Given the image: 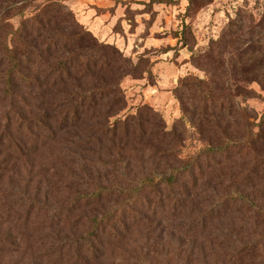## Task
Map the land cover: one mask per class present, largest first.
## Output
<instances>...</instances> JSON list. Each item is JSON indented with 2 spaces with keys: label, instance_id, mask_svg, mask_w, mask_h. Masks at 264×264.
Returning a JSON list of instances; mask_svg holds the SVG:
<instances>
[{
  "label": "rangeland",
  "instance_id": "1",
  "mask_svg": "<svg viewBox=\"0 0 264 264\" xmlns=\"http://www.w3.org/2000/svg\"><path fill=\"white\" fill-rule=\"evenodd\" d=\"M192 1L188 9V0H0V53L7 39L20 41L31 56L24 69L34 83L17 91L33 97L32 104H55L51 122L69 93L85 106L90 96L97 102L77 123L59 129L58 141L23 155L0 144V264H57L48 257L51 250L84 235L92 214L119 212L143 177L158 178L168 165L225 136L246 140L237 127L238 88L260 94L247 102L260 116L264 87L243 82L226 67L236 45L224 47V37L244 38L249 23L264 37V0ZM48 4L43 27L27 22L18 38L22 19ZM182 20L194 35L186 47L174 37ZM232 21L238 22L235 34L228 31ZM50 38L54 44L45 45ZM64 59L69 69L60 82L55 77ZM5 67L0 65V103ZM48 82L56 86L45 87ZM228 87L233 111L218 104L203 110L210 103L203 105L206 94ZM106 125L112 131L101 129ZM234 154L222 163L232 172L224 179L204 167L202 180L182 181V205L174 211L155 209L159 194L146 189L142 203L117 219L118 233L104 238L90 264H264V177L251 172L256 161L264 165V145L242 146ZM70 206L79 228L72 229V222L48 227L54 211Z\"/></svg>",
  "mask_w": 264,
  "mask_h": 264
},
{
  "label": "trees",
  "instance_id": "2",
  "mask_svg": "<svg viewBox=\"0 0 264 264\" xmlns=\"http://www.w3.org/2000/svg\"><path fill=\"white\" fill-rule=\"evenodd\" d=\"M120 0H116L119 2ZM176 0H151V2H162V3H174ZM188 9L193 6V1L188 0ZM51 4V2H50ZM48 7V8H47ZM46 8V10H45ZM51 5H45L43 8L37 7L38 11L31 16H27L22 19V26H19V35L25 33L23 27L25 23L32 22L34 27L37 29L43 27V21L48 16V10ZM53 8V7H52ZM40 11V13H39ZM22 14L24 10L22 9ZM69 15L72 18V13L69 11ZM75 23L74 19L72 20ZM237 23L232 21L230 24L229 34H235L233 28L237 27ZM244 25V24H243ZM78 26V25H77ZM252 23L246 25L247 33L244 38H234L225 39L224 37V47L236 45L230 56L226 61V67H230V71L234 74H238V79L246 83H258L261 87H264V37L260 32H254L252 30ZM241 30V28H239ZM174 37L177 38V42L183 47L190 45L194 41V35L192 32V27L190 23L186 20H182L179 28L174 31ZM239 39V40H238ZM26 44V43H25ZM54 44L52 38L45 45L51 46ZM14 45V46H13ZM20 41L15 44H11L6 39L5 45L2 47L3 51L0 53V65L7 63V67L1 71V75L4 78L5 97L2 100L0 108L3 111V116L0 118V144L6 148L7 151L18 152L23 155L26 149L35 148L38 145H44L49 142L58 141V131L62 128H67L74 123H77L81 118L82 113L85 110L91 109V107L97 105L92 96L88 101L87 106L82 101L75 99L71 93H69V100L63 102L64 109L59 111V116L57 120L51 122L49 115L52 114L55 104L49 103L45 108L43 106H38L32 104L31 99L33 97L28 96L25 92L17 91L19 87L28 85L27 87H32V76L31 72L26 73L24 69V63L30 61V55L28 54L27 47L22 48ZM218 48L222 45L217 43ZM233 47V46H232ZM40 56V54L38 55ZM223 63V68L224 62ZM59 64V75L55 77V80L63 81V75L68 74V60L64 59L58 62ZM49 68H52L48 65ZM56 68H53V70ZM61 69V71H60ZM28 70V69H26ZM227 70V69H226ZM37 80V78H36ZM20 83V84H19ZM42 85V84H41ZM44 86V85H43ZM55 87V82H48L45 87ZM47 87V88H48ZM233 89L221 88L218 95L210 92L206 94L204 98V104L207 100H210L208 105L203 107V110L207 109L209 105L215 107L219 105L220 107H226L229 110L234 109L233 96L231 95ZM239 97L241 98V103L239 106V111H241L240 117L237 122V127L241 129L244 133L246 140L237 139L234 136H225L223 142L202 146L196 148L192 152L190 158L185 160H177L176 164L168 165L158 178L156 176H145L144 179L139 182V185L133 187L134 193L130 196V201L121 204V209L116 213H104V214H92L90 220H88L86 226V233L84 235H77L73 238L64 239L61 244L49 252H51L48 257H54L55 262L58 263H68L72 261L74 264H90L92 259L98 258L97 256L104 249V238H114L118 233L116 222L117 219L124 216L125 210L129 207H135L137 203H142L143 198H145L146 189L155 190L157 195L154 200V208H162V210L168 209L169 211H174L176 208L180 207L178 190H184L185 182H196L198 179H203L205 176L204 167L211 169L213 177L224 179L227 173L230 172L229 166H222V163L229 164L231 159L236 155L235 152H239L241 147H246V149H252L256 143H261L264 145V114L258 116L254 111L247 107V102L253 98L261 97L259 93L255 90L250 89H240L238 88ZM202 92L196 94L200 99L202 97ZM73 97V98H72ZM86 108V109H85ZM30 116V118H28ZM50 120V121H49ZM34 124V125H33ZM215 126H219L218 122L214 121ZM36 126L42 127L35 130ZM113 125H106L101 127L106 133ZM114 134V132H113ZM177 158H175L176 160ZM257 159V158H256ZM223 160V162H220ZM227 167V168H226ZM255 169H252L254 177H257L256 173L263 174L264 177V165L256 161ZM225 169V170H224ZM225 172V173H223ZM233 175H235L233 173ZM158 179V180H156ZM26 204L33 205V202H29L26 199ZM11 206H8V211H11ZM31 211V210H30ZM29 213V212H28ZM132 213L128 214L129 216ZM73 211H71V206L61 208L53 212L51 222L48 227H56L62 222V226L66 227L70 225L71 216ZM70 227L72 229L79 228V223L74 221L71 223ZM48 252V253H49ZM69 255V256H68ZM101 255V254H100ZM69 257V260H64ZM57 263V264H58Z\"/></svg>",
  "mask_w": 264,
  "mask_h": 264
}]
</instances>
